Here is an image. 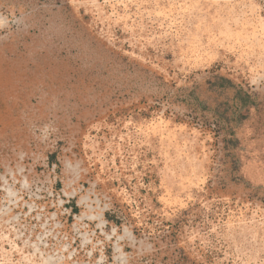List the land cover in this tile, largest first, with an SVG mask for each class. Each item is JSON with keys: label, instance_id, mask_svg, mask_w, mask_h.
<instances>
[{"label": "rangeland", "instance_id": "374dc122", "mask_svg": "<svg viewBox=\"0 0 264 264\" xmlns=\"http://www.w3.org/2000/svg\"><path fill=\"white\" fill-rule=\"evenodd\" d=\"M0 264H264V0H0Z\"/></svg>", "mask_w": 264, "mask_h": 264}]
</instances>
